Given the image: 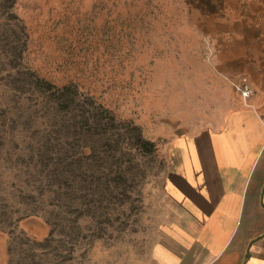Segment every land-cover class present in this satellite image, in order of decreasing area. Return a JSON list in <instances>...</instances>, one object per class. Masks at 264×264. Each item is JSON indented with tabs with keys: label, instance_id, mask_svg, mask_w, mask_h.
Segmentation results:
<instances>
[{
	"label": "rangeland",
	"instance_id": "obj_1",
	"mask_svg": "<svg viewBox=\"0 0 264 264\" xmlns=\"http://www.w3.org/2000/svg\"><path fill=\"white\" fill-rule=\"evenodd\" d=\"M263 93L264 0H0V264L134 252L174 139Z\"/></svg>",
	"mask_w": 264,
	"mask_h": 264
},
{
	"label": "crops",
	"instance_id": "obj_2",
	"mask_svg": "<svg viewBox=\"0 0 264 264\" xmlns=\"http://www.w3.org/2000/svg\"><path fill=\"white\" fill-rule=\"evenodd\" d=\"M173 147L149 226L115 264H264V93Z\"/></svg>",
	"mask_w": 264,
	"mask_h": 264
},
{
	"label": "trees",
	"instance_id": "obj_3",
	"mask_svg": "<svg viewBox=\"0 0 264 264\" xmlns=\"http://www.w3.org/2000/svg\"><path fill=\"white\" fill-rule=\"evenodd\" d=\"M44 86L48 90L55 88L54 87L55 85H53L50 82H46ZM70 89H71V86H69V85H65V86L61 87L58 89L60 92L58 95H60V96H61V94L67 95L69 93ZM70 104H71V102H68V106H70ZM138 141H140L142 144H144V148H146L148 151H152L155 149V143L151 140L145 139L142 135H139ZM21 218L22 217L14 219L11 217L10 219H7V222L10 224V228H11L9 232H11V233L15 232L16 224H17L18 220H20ZM74 223L75 222L73 220L70 221L72 228H74ZM0 230H6V229L3 227H0ZM70 239H71V237H70ZM70 239H69L70 245L67 249L69 252L73 251V249H74V243H73L72 239L71 240Z\"/></svg>",
	"mask_w": 264,
	"mask_h": 264
},
{
	"label": "built area",
	"instance_id": "obj_4",
	"mask_svg": "<svg viewBox=\"0 0 264 264\" xmlns=\"http://www.w3.org/2000/svg\"><path fill=\"white\" fill-rule=\"evenodd\" d=\"M235 86L244 99L250 98L254 94V88L247 76L240 77Z\"/></svg>",
	"mask_w": 264,
	"mask_h": 264
}]
</instances>
